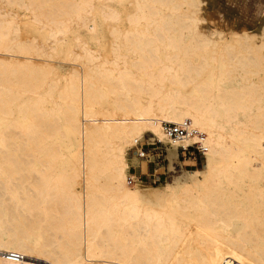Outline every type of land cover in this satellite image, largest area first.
<instances>
[{
  "label": "bare ground",
  "instance_id": "6f19581e",
  "mask_svg": "<svg viewBox=\"0 0 264 264\" xmlns=\"http://www.w3.org/2000/svg\"><path fill=\"white\" fill-rule=\"evenodd\" d=\"M16 8L50 45L23 36ZM163 123L189 133L170 139ZM147 133L173 155L205 151L201 170L166 185V214L127 180V148ZM0 253L264 264V26L225 31L202 0H0Z\"/></svg>",
  "mask_w": 264,
  "mask_h": 264
},
{
  "label": "rangeland",
  "instance_id": "374dc122",
  "mask_svg": "<svg viewBox=\"0 0 264 264\" xmlns=\"http://www.w3.org/2000/svg\"><path fill=\"white\" fill-rule=\"evenodd\" d=\"M202 1L206 4L207 11L214 16L216 23L225 31L231 32L242 28L257 30L259 27L264 26V0ZM15 10L20 15L23 36L27 39L35 38L42 45H50V35L48 30L28 23L30 21L27 20L28 17H24L23 9L16 8ZM24 24L27 25V27L25 26L26 28L24 27ZM82 35H84V40L88 42L89 47L95 53H99L105 58L110 57L112 50L108 47L107 43L100 48L93 39V36H89L87 33H82ZM106 39H109V36L107 33H104L101 40L105 41ZM66 48H68V45L65 44L61 46L60 49L62 50ZM72 50L77 53L81 52L74 46L72 47ZM62 56L65 57L64 54H62ZM35 57L39 58L38 56ZM43 59L49 60L46 58ZM49 62L52 61L49 60ZM78 64L80 65V63ZM71 65L72 61L69 57H66L63 62L64 67H62L61 70L62 75L66 72V69H70ZM88 66L89 65L86 64V67ZM112 99L113 96L109 99L103 100L102 106L106 107V109L108 108L112 110L109 103V100ZM143 102L147 103V100L143 99ZM51 103L52 99L48 98V104ZM168 109H170V107H168ZM165 124L169 123H163L162 125ZM145 136H147V138L139 144L138 148L130 149L132 146L127 148V180L130 184V188L138 186L143 192L149 193L153 191L154 193L151 196H148L147 203L157 210L158 213L166 214L167 212L169 213L168 208L170 207V205L165 202L167 195L165 190L166 185L174 184L178 180H181L186 173L192 174L194 171L201 170L205 163V156L198 151L194 154L191 152L183 154L181 149H178L179 152L177 150L176 155H173L171 144L165 142L158 143L157 140H151L150 137L154 136L149 133L145 134L143 137ZM194 142L192 141V144H194ZM141 147L146 152H150L154 155L152 162L149 163L144 159L137 157L136 151H139ZM74 148L75 145L73 149ZM135 168H137V174H135ZM141 170H143L142 173ZM133 175L136 176V178L133 177ZM199 179L202 181L201 177H199Z\"/></svg>",
  "mask_w": 264,
  "mask_h": 264
},
{
  "label": "built area",
  "instance_id": "2783aa9c",
  "mask_svg": "<svg viewBox=\"0 0 264 264\" xmlns=\"http://www.w3.org/2000/svg\"><path fill=\"white\" fill-rule=\"evenodd\" d=\"M165 132L168 135V137L170 139L173 140H182L184 139L189 131H188V123H183L181 125H172V124H167L165 125ZM181 151L183 154L188 153H195V152H199L201 154L204 155V151L202 149V147H200L198 144H195L189 148H182L180 147ZM153 154H151L150 152H146L142 147L140 148V152H139V158L146 160L147 162H152V158H153ZM1 255V253H0ZM6 260L10 261V262H20L23 260V257L19 254H14V253H10L8 255H6Z\"/></svg>",
  "mask_w": 264,
  "mask_h": 264
},
{
  "label": "crops",
  "instance_id": "0c3cea01",
  "mask_svg": "<svg viewBox=\"0 0 264 264\" xmlns=\"http://www.w3.org/2000/svg\"><path fill=\"white\" fill-rule=\"evenodd\" d=\"M136 169H137V168L134 169V170H135V174H137V173H136ZM142 171H143V170H141V173H142Z\"/></svg>",
  "mask_w": 264,
  "mask_h": 264
}]
</instances>
